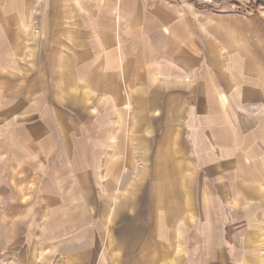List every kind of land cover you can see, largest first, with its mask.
Wrapping results in <instances>:
<instances>
[{"label": "crops", "instance_id": "obj_1", "mask_svg": "<svg viewBox=\"0 0 264 264\" xmlns=\"http://www.w3.org/2000/svg\"><path fill=\"white\" fill-rule=\"evenodd\" d=\"M223 1L0 0V155L66 165L49 264H264V4Z\"/></svg>", "mask_w": 264, "mask_h": 264}, {"label": "rangeland", "instance_id": "obj_2", "mask_svg": "<svg viewBox=\"0 0 264 264\" xmlns=\"http://www.w3.org/2000/svg\"><path fill=\"white\" fill-rule=\"evenodd\" d=\"M196 1H200V6L206 9L212 8L219 11L234 9L224 5L225 1ZM249 8H253V4L246 7V9ZM239 11L244 13L242 10ZM39 39L42 40L38 34L37 44ZM42 120L43 115L37 116V123ZM184 139L186 140V138ZM3 149L4 155H0V264H49V261L44 260L43 226L38 223L41 214L39 205L43 197L42 191L46 175L49 178L51 172H60L59 170L66 166L60 162L63 154L56 148L51 155H45L43 148L37 146L35 163H22L20 160H26L27 155L25 157L23 155L16 156L15 147L8 139L5 140ZM16 150L21 151L20 149ZM187 161H183L186 162L183 165L184 169L189 175H192L193 170L197 169L196 165ZM156 166L158 170L164 171H170L172 168L169 164ZM148 168L149 171H154L155 164H149ZM32 177H34L35 183L32 181ZM180 182L185 187L188 181L181 179Z\"/></svg>", "mask_w": 264, "mask_h": 264}, {"label": "trees", "instance_id": "obj_3", "mask_svg": "<svg viewBox=\"0 0 264 264\" xmlns=\"http://www.w3.org/2000/svg\"><path fill=\"white\" fill-rule=\"evenodd\" d=\"M217 1L221 2L223 0H217ZM257 1H258L257 4L256 5H253V8L254 9H257L260 5H263L264 4V2L262 0H257Z\"/></svg>", "mask_w": 264, "mask_h": 264}]
</instances>
